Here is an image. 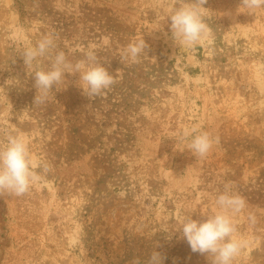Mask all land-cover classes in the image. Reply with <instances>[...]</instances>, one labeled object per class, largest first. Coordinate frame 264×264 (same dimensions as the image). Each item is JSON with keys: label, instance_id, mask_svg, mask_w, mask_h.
<instances>
[{"label": "rangeland", "instance_id": "obj_1", "mask_svg": "<svg viewBox=\"0 0 264 264\" xmlns=\"http://www.w3.org/2000/svg\"><path fill=\"white\" fill-rule=\"evenodd\" d=\"M180 3L0 0V147L18 135L35 171L50 166L26 195H0V264H148L154 251L163 264H211L179 230L214 215L226 186L246 201L233 264H264V7L207 0L211 32L182 53L169 18ZM49 34L72 63L95 51L115 83L89 99L65 73L35 106L22 53ZM139 40L144 52L122 60ZM202 132L205 157L189 148Z\"/></svg>", "mask_w": 264, "mask_h": 264}, {"label": "clouds", "instance_id": "obj_2", "mask_svg": "<svg viewBox=\"0 0 264 264\" xmlns=\"http://www.w3.org/2000/svg\"><path fill=\"white\" fill-rule=\"evenodd\" d=\"M207 0H181L180 5L170 15V31L180 52L189 53L195 45L200 44L210 34L211 28L204 16V5ZM241 6L247 9L264 7V0H241ZM147 44L145 40L129 43L122 55V60L131 58L136 61ZM24 64L33 68L37 94L34 105L47 102L53 87L57 89L65 82V73L80 74V85L83 94L89 99L100 96L109 89L115 79L103 66L95 51H88L83 59L70 62L63 51H56L54 35H44L34 46L26 48L22 53ZM51 60L50 67L40 68L41 59ZM195 129L186 130L183 135L188 137ZM213 146V140L207 132L193 136L189 148L196 156L205 157ZM50 171L47 163L40 165V171H35L30 159L28 145L22 137L10 135L6 146L0 147V195L5 193L22 197L26 195L31 185L41 179L42 174ZM218 211L204 220L186 218L180 228L183 238L188 242L193 252L207 254L211 264H233L235 258L245 247V242L234 238L236 226L232 217L241 212L246 201L240 195L230 194L227 186L225 191L216 198ZM252 223L255 217L249 216ZM164 257L154 251L148 259V264H163Z\"/></svg>", "mask_w": 264, "mask_h": 264}]
</instances>
